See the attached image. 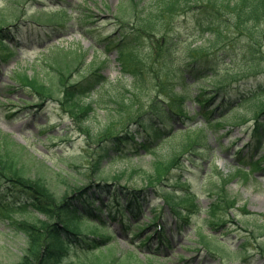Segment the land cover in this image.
<instances>
[{"label": "rangeland", "instance_id": "obj_1", "mask_svg": "<svg viewBox=\"0 0 264 264\" xmlns=\"http://www.w3.org/2000/svg\"><path fill=\"white\" fill-rule=\"evenodd\" d=\"M12 1L0 0V11ZM119 1L26 0L20 7L19 23L23 26L24 44L19 50L5 46L3 52L0 51V130L10 142L9 148L25 165L27 174L43 177L58 197H65L67 193L73 195L103 183L105 179L115 186L144 189L148 200L142 207L144 215L136 220L127 215L123 220L142 225L147 223L148 215L158 214L164 224L163 245L156 239L153 245L145 247L142 238L136 237L135 241V236L117 234L121 216H117L116 221L107 222L110 233L117 234L113 251L131 255L133 264H264V257L253 239V234L259 240L264 238L261 236L264 172L258 174L257 179L246 178L235 173L233 167L238 162L237 149L250 139L248 131L257 101L246 100L232 111L217 114L213 121L226 117L217 127L207 130L200 125L186 136L175 134L201 124L203 119L200 114L196 115V111L202 108L189 96H197L203 87L212 89V83L218 79L224 77V82L233 86L229 95L232 94L234 99L251 93L258 86L264 89V46L254 49L249 45L248 34H240L237 30H231L221 41L201 39L200 28L191 17L182 13L165 22L162 36L146 39L142 48L124 49L125 54L119 58L114 46L116 34L109 36L118 29L112 18V9ZM66 5L72 10L62 16L58 11ZM87 6L93 13L84 16L80 23L77 11ZM41 9L44 12H38ZM51 17L57 24L48 27L47 33L44 30L39 33L34 20L41 18L46 22ZM78 27L82 33L77 31ZM262 27L264 30V25ZM56 43L66 52L83 51L86 63L101 67L106 75V83L94 95L80 99L82 107L93 102L96 104L81 118L72 117L56 102L40 104L12 72L16 69L45 79L38 65L43 67L45 55L50 53L48 47ZM205 47L206 50H195ZM216 52L219 53L216 55ZM204 55H209L208 61L212 56L217 62L203 60L206 72L190 76L186 66L192 58ZM62 60L63 57L58 64ZM124 65H127L125 70L121 68ZM132 75L135 82L130 77ZM182 88H186L187 99H182ZM119 91L128 98L126 106L115 105L112 101ZM154 106H170L178 112L183 111V114L180 112L183 116L167 121V126L162 128L166 131L163 141L152 142L149 150H145L142 144L149 142L150 137L137 121L140 118L145 124L158 121L160 114ZM89 125L94 133L107 126L114 127V133L124 132L129 125L136 138L135 141H126L121 152L112 151L111 158L103 160V166L95 171L96 159L104 144L97 146L95 137L91 138L82 131ZM187 137L199 142L195 143L194 150L183 155L168 172H158L155 155L167 156ZM245 168L249 169V165ZM158 174H161L159 180L152 178ZM223 177L229 178L225 184L221 183ZM150 181L153 186H149ZM219 185H223L234 204L217 212L224 219V227L216 230V235L226 247L221 248L219 254H213L202 246L200 233L208 234L209 229L215 231L206 220L211 205L218 198L215 193ZM94 188L92 186L89 190ZM169 191H175L176 197L185 192L195 196L183 204L188 223L183 218L177 221L167 206L164 196ZM6 200L13 201L8 193ZM15 218L32 224L45 220L43 215L31 211L19 213ZM152 230V227L145 230L142 237L147 238ZM24 247V235L8 221L0 219V262L16 263Z\"/></svg>", "mask_w": 264, "mask_h": 264}, {"label": "trees", "instance_id": "obj_2", "mask_svg": "<svg viewBox=\"0 0 264 264\" xmlns=\"http://www.w3.org/2000/svg\"><path fill=\"white\" fill-rule=\"evenodd\" d=\"M9 2L0 11V51L2 52L5 46L19 50L24 44L23 26L19 23V11L26 0H14L10 4ZM149 2L142 4L137 0L121 1L122 6L119 8L118 16L122 23L121 27L125 26L123 33H120L123 40L129 37L128 39L133 38V42L137 43L144 35L155 37L164 31V24L168 19L170 21L175 16L184 14L191 17L200 28V38L207 36L211 37L210 40L213 42H217L221 41L223 36L231 30H237L240 34H248L249 45L254 49L264 46V30H262L264 0H152ZM40 11L43 10H38V12ZM58 12L62 16L68 15L66 6ZM128 14L130 18L127 17ZM48 22L49 24L46 25L48 27L50 24L57 23L55 19ZM37 25L39 33L46 30V26L43 24ZM61 57L63 60L58 64ZM200 58L194 60L195 68L201 66ZM43 63L46 65L44 64L43 67L38 65V68L44 72L45 79L27 72H19L16 69L13 70V73L22 80L21 83L25 87H29L43 101L54 100L60 103L63 109L75 118H81L80 116L87 114L93 106L88 104L82 107L80 99L83 96L91 95L106 80L100 69L89 64L86 65L85 55L82 53L61 50L47 55ZM229 92L230 87H219L215 95L205 99L203 104L208 107L214 101H218L216 109L221 105L230 108L234 101L228 100L227 93L229 94ZM251 93V97L264 99L262 86H258ZM125 100L124 94H121L120 98L114 101L119 106H123ZM260 106L259 112L255 114L254 118L255 125L251 133L253 140L249 144L255 152H259L258 159L242 161L252 166L250 171L242 170L246 176L252 174V171L259 170L262 166L261 163L264 162V101ZM82 131L91 138L95 137L96 145L104 144L101 153L97 156L95 171L103 166V160L109 157L110 149L121 151L122 144L131 134L128 129L125 130L124 135L114 133L115 130L112 126H107L98 133H94L89 125ZM179 133H187V131ZM162 136L163 133L160 129H154L156 141ZM186 140L188 141L185 143ZM186 140L182 145L175 147L167 158L157 162L158 172L162 174V172L168 171L171 165L179 160L178 158L183 152L190 150L192 140ZM9 146V140L0 130V218L8 220L26 238L22 254L14 264H61L62 260L71 254L81 255L82 260L79 258L81 264H132L130 259L125 256L118 257L113 253L107 256L100 251V248L97 251L91 249V235H97L99 231L105 229L100 222L101 212L124 215L130 213L137 218L147 198L142 190L116 187L105 183L98 185L93 191L89 190L91 187L89 186L74 192L73 195L69 196L67 193L65 197H58L43 177H31L27 174L25 166L20 163ZM161 174L152 178L159 180ZM226 181L227 178L223 177L221 183L224 184ZM217 187L215 194L218 198L212 204L210 212V224L212 225L224 222L223 217L217 215V212L234 204V200L224 191L223 185ZM7 193L13 197L14 203L7 202ZM189 197L188 194L180 200L171 195L167 198L170 204L181 206L190 200ZM29 208L44 214L46 220L32 224L14 218V215L26 212ZM156 220V218H152L150 223L143 227L149 226ZM123 229L127 232L132 230L130 227ZM262 230L264 231V226ZM261 234L264 236V232ZM109 239L108 237L102 241L108 242ZM202 242L208 249L214 250V244L218 243V239L213 243L212 240L208 241L204 235ZM259 250L264 256V239L259 244ZM0 264L3 263L0 262Z\"/></svg>", "mask_w": 264, "mask_h": 264}]
</instances>
